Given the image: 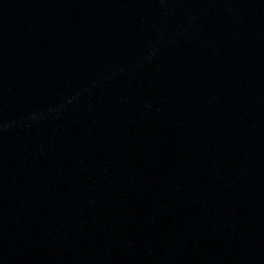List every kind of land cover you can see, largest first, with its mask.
<instances>
[{"label": "water", "instance_id": "obj_1", "mask_svg": "<svg viewBox=\"0 0 264 264\" xmlns=\"http://www.w3.org/2000/svg\"><path fill=\"white\" fill-rule=\"evenodd\" d=\"M0 264H264V0H0Z\"/></svg>", "mask_w": 264, "mask_h": 264}]
</instances>
